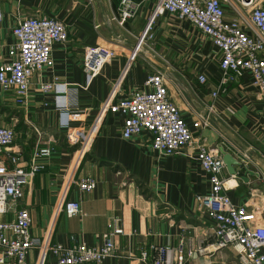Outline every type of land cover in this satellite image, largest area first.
<instances>
[{
	"label": "crops",
	"instance_id": "obj_1",
	"mask_svg": "<svg viewBox=\"0 0 264 264\" xmlns=\"http://www.w3.org/2000/svg\"><path fill=\"white\" fill-rule=\"evenodd\" d=\"M132 1L136 15L122 24L121 0H0V65L9 59L12 30L19 18L55 17L69 29L68 42L54 46L53 65L33 75L28 107L16 102L13 91L0 87L1 122L14 125L10 112L19 110L26 125L16 131L14 142L22 161L30 160L40 140L55 147L52 156L43 159L46 169L28 181L17 205L29 209L33 236L53 242L67 243L74 235L89 246H101L109 224L123 228L116 254L105 258L104 264H148L150 258L144 260L143 253H151L153 245L195 251L184 264H241L233 247L214 249L208 231L211 219L197 202L198 195L210 190L209 176L198 160L160 155L148 132L123 137L126 115L113 112L99 122L91 149L81 159L59 126L58 92L40 90L42 83L56 80L67 89L63 95L84 110L75 115L74 125L89 128L121 76L119 96H128L144 88L149 74L161 71L171 99L193 133L206 136L211 149L222 156L225 149L254 172L241 178L226 168L224 177L233 203L255 211L257 223L264 224L263 97L252 73H237L226 91L213 98L221 76V54L212 39L176 15L154 16L157 0ZM152 17V38L129 63ZM99 45L115 49L117 56L90 77L83 67L85 48ZM200 75L206 82L199 80ZM203 118L208 124L195 128ZM1 158L12 167L7 155ZM84 176L96 180L93 191L79 189L76 180ZM71 200L81 203V213L69 217L64 205ZM10 216L0 215V220ZM27 259L29 264H55L38 249H32Z\"/></svg>",
	"mask_w": 264,
	"mask_h": 264
},
{
	"label": "built area",
	"instance_id": "obj_2",
	"mask_svg": "<svg viewBox=\"0 0 264 264\" xmlns=\"http://www.w3.org/2000/svg\"><path fill=\"white\" fill-rule=\"evenodd\" d=\"M121 5V23L124 24L135 17L136 9L132 0H121ZM163 12L190 21L218 48L221 76L218 87L212 91L213 98L226 91L237 73L248 70L261 91L264 115V0H157L153 15ZM2 16L0 13V19ZM153 21L154 17L140 35L129 63L152 38ZM12 33L14 42L9 47V59L0 65V87L13 91L16 102L28 107L33 75L53 65L54 46L68 42L69 29L66 23L55 17H25L18 19ZM116 56L113 48L101 45L86 47L85 73L94 77ZM199 80L204 83L206 77L200 75ZM122 81L121 76L99 106L96 120L89 128L88 125H74L75 115L84 110L69 101L68 95H63L67 89H63L56 80L42 83L40 90L58 92L55 106L60 114L59 126L65 131L68 142L79 146L76 151L81 159L91 149L99 122L108 112H113L126 115L123 137L131 138L148 132L152 147L160 155H185L198 160L209 176L210 190L205 195H198L197 202L211 219L208 231L214 237V249L233 247L241 264H264V224L257 223L255 211L233 203L224 177L226 164L223 156L211 149L206 136L193 133L170 97L165 75L161 71L152 72L144 88L128 96H119ZM207 124V118H203L196 121L194 127ZM34 128L41 135L40 130ZM15 137V126L3 124L0 120V215H11L0 220V264H29L27 258L32 249L40 250L44 256L49 254L55 264H104L105 258L116 254L117 237L124 232L117 225L109 224L101 246H89L74 235L67 243L33 236L31 213L27 208H19L17 203L23 197L28 181L46 169L43 159L50 158L55 147L49 140H40L30 160L24 163L20 151L14 149ZM2 155L8 156L12 167H8ZM76 183L83 192H91L97 186L91 176L81 177ZM64 212L69 217L81 213V203L67 201ZM195 254L192 250L185 251L182 246L153 245L151 253H143V259L149 261L150 258L148 264H184Z\"/></svg>",
	"mask_w": 264,
	"mask_h": 264
},
{
	"label": "water",
	"instance_id": "obj_3",
	"mask_svg": "<svg viewBox=\"0 0 264 264\" xmlns=\"http://www.w3.org/2000/svg\"><path fill=\"white\" fill-rule=\"evenodd\" d=\"M223 160L226 164V168L230 174L239 175L241 178H245L248 174H254L249 168H247L240 160H238L232 153L222 148ZM241 169L243 173L241 174Z\"/></svg>",
	"mask_w": 264,
	"mask_h": 264
},
{
	"label": "trees",
	"instance_id": "obj_4",
	"mask_svg": "<svg viewBox=\"0 0 264 264\" xmlns=\"http://www.w3.org/2000/svg\"><path fill=\"white\" fill-rule=\"evenodd\" d=\"M6 110H8V109H6ZM10 113H11V117L17 116V125L15 127V130L17 132L23 130L26 127V125L24 124L21 112L19 110H13ZM78 147H79L78 145L72 146V148H74L75 151L78 149Z\"/></svg>",
	"mask_w": 264,
	"mask_h": 264
},
{
	"label": "rangeland",
	"instance_id": "obj_5",
	"mask_svg": "<svg viewBox=\"0 0 264 264\" xmlns=\"http://www.w3.org/2000/svg\"><path fill=\"white\" fill-rule=\"evenodd\" d=\"M136 45H137V43H136ZM136 45H135V47H136ZM140 51H141V50H140ZM140 51L137 53V55L140 54ZM9 119H10V118H9ZM11 119L13 120L12 122L14 123V126L16 127V125H17V118L14 117V116H12ZM15 131H16V130H15ZM15 139H16V137H15Z\"/></svg>",
	"mask_w": 264,
	"mask_h": 264
}]
</instances>
